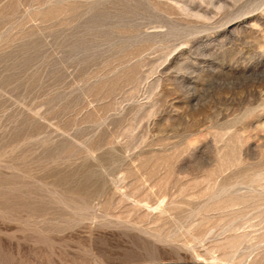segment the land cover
Returning <instances> with one entry per match:
<instances>
[{
  "label": "rangeland",
  "instance_id": "374dc122",
  "mask_svg": "<svg viewBox=\"0 0 264 264\" xmlns=\"http://www.w3.org/2000/svg\"><path fill=\"white\" fill-rule=\"evenodd\" d=\"M0 264H264V0H0Z\"/></svg>",
  "mask_w": 264,
  "mask_h": 264
},
{
  "label": "bare ground",
  "instance_id": "6f19581e",
  "mask_svg": "<svg viewBox=\"0 0 264 264\" xmlns=\"http://www.w3.org/2000/svg\"><path fill=\"white\" fill-rule=\"evenodd\" d=\"M158 209V208H157Z\"/></svg>",
  "mask_w": 264,
  "mask_h": 264
}]
</instances>
